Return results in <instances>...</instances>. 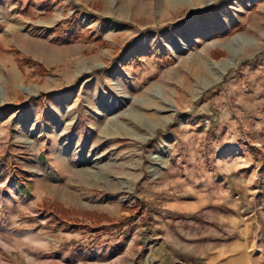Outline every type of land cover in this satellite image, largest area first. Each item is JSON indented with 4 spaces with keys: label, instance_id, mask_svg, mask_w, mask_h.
<instances>
[{
    "label": "rangeland",
    "instance_id": "obj_1",
    "mask_svg": "<svg viewBox=\"0 0 264 264\" xmlns=\"http://www.w3.org/2000/svg\"><path fill=\"white\" fill-rule=\"evenodd\" d=\"M61 1L0 0V264L264 251V0Z\"/></svg>",
    "mask_w": 264,
    "mask_h": 264
},
{
    "label": "trees",
    "instance_id": "obj_2",
    "mask_svg": "<svg viewBox=\"0 0 264 264\" xmlns=\"http://www.w3.org/2000/svg\"><path fill=\"white\" fill-rule=\"evenodd\" d=\"M83 36H84L83 34L69 35L70 38L73 37L82 38ZM22 60L31 62V58L29 57H25ZM39 100L40 97L32 98V102L34 103H39ZM1 162L2 160H0V164ZM10 165H12L13 167L15 179L17 180V182H21V184H25L26 182L29 181V174L27 173V171L22 170L21 168L17 167L14 164H10ZM42 207L43 210L49 213L53 219L59 222H62L64 220L80 221L79 216H84L86 218L95 221L100 228H105V227L122 228L123 226L128 225L130 222L129 218L126 216L121 217L120 219H115L114 217H111L106 213H100L97 211H83L78 209H69L65 205L55 203L52 201L44 202ZM123 209L125 211H130V212H134V211L138 212L141 209L140 201L132 206L124 205Z\"/></svg>",
    "mask_w": 264,
    "mask_h": 264
},
{
    "label": "crops",
    "instance_id": "obj_3",
    "mask_svg": "<svg viewBox=\"0 0 264 264\" xmlns=\"http://www.w3.org/2000/svg\"><path fill=\"white\" fill-rule=\"evenodd\" d=\"M62 2V4H60ZM58 3V5H62V6H67L68 3L70 4L71 1L70 0H63ZM143 39H144V33H143ZM149 36L145 35V41L143 42L144 44L147 45V43L149 42ZM245 240V241H243ZM241 240V248H236V246H238L239 244H237L235 246V251L233 253L228 254L224 260H227V264H264V251L261 250L258 245H257V252L254 255H249L245 252L244 247L248 246V236H245V239ZM254 245V244H252ZM1 251V248H0ZM231 256H234V259H230ZM206 258H203V260L197 261L193 258L190 257H185V258H181V263L179 264H199L200 262H203L204 264V260ZM261 259V260H260ZM163 264H175L174 262H170V263H163Z\"/></svg>",
    "mask_w": 264,
    "mask_h": 264
},
{
    "label": "built area",
    "instance_id": "obj_4",
    "mask_svg": "<svg viewBox=\"0 0 264 264\" xmlns=\"http://www.w3.org/2000/svg\"><path fill=\"white\" fill-rule=\"evenodd\" d=\"M207 121H209V122H210V118H207Z\"/></svg>",
    "mask_w": 264,
    "mask_h": 264
},
{
    "label": "bare ground",
    "instance_id": "obj_5",
    "mask_svg": "<svg viewBox=\"0 0 264 264\" xmlns=\"http://www.w3.org/2000/svg\"><path fill=\"white\" fill-rule=\"evenodd\" d=\"M231 64V63H230ZM69 201H71L70 199H69Z\"/></svg>",
    "mask_w": 264,
    "mask_h": 264
}]
</instances>
